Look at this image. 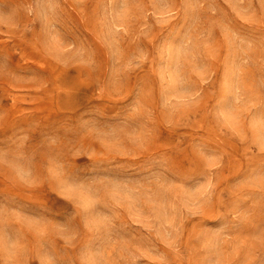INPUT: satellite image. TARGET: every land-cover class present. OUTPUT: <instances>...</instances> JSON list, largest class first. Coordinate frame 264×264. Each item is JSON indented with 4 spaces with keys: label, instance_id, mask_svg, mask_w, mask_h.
Here are the masks:
<instances>
[{
    "label": "rangeland",
    "instance_id": "374dc122",
    "mask_svg": "<svg viewBox=\"0 0 264 264\" xmlns=\"http://www.w3.org/2000/svg\"><path fill=\"white\" fill-rule=\"evenodd\" d=\"M0 264H264V0H0Z\"/></svg>",
    "mask_w": 264,
    "mask_h": 264
}]
</instances>
